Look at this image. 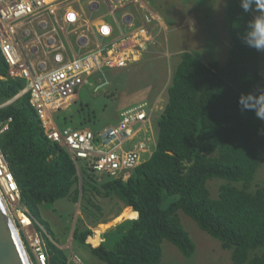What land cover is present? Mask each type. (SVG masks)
<instances>
[{"label":"trees","instance_id":"trees-1","mask_svg":"<svg viewBox=\"0 0 264 264\" xmlns=\"http://www.w3.org/2000/svg\"><path fill=\"white\" fill-rule=\"evenodd\" d=\"M253 13L240 0H227L225 31L230 48L225 62L205 61L198 51H183L168 87V102L157 120V143L148 159L127 179L102 182L84 170L83 179L71 155L44 133L40 119L22 93L26 81L9 75L0 49V146L18 184L22 203L50 237L44 236L50 264H69L40 207L67 198L82 204L92 223L111 217L96 197H116L131 207L125 219L91 245L92 228L76 226L73 238L88 246L101 264H160L164 240L185 257L196 245L179 211L221 241L233 264H264V122L241 112L238 98L264 83V52L248 48L242 38ZM88 109V110H87ZM89 111L81 102L78 112ZM61 111L58 124L69 125ZM88 115V116H89ZM222 179L217 196L209 180ZM111 218V219H110Z\"/></svg>","mask_w":264,"mask_h":264},{"label":"built area","instance_id":"built-area-1","mask_svg":"<svg viewBox=\"0 0 264 264\" xmlns=\"http://www.w3.org/2000/svg\"><path fill=\"white\" fill-rule=\"evenodd\" d=\"M83 1L0 0V49L8 64L9 75L26 81L22 93L29 94L30 104L47 138L63 147L78 169L81 166L88 168L95 179L127 180L145 160L144 154L150 148L147 128L151 115L147 104L127 108L121 112L117 123L96 131L61 126L57 115L78 99L85 85H89L93 93H99L107 83L102 79L105 70L140 61L153 42V36L146 25L136 24L134 16L122 26H113L105 19H99L91 34L79 31L86 21ZM103 2L111 15L113 6L141 0ZM86 5L92 13L100 9L99 0H87ZM37 27L43 34L26 41ZM72 33L78 34L79 40L85 39L83 47L91 46L87 52L75 53L68 39ZM64 35L68 45L62 38ZM38 43H42V49ZM8 127V122L0 123V133ZM0 195L18 226L32 263L50 264L44 238L50 236L22 203L18 184L1 146ZM92 231L87 241L98 246L104 240L102 232ZM75 261L79 263L80 259Z\"/></svg>","mask_w":264,"mask_h":264},{"label":"rangeland","instance_id":"rangeland-1","mask_svg":"<svg viewBox=\"0 0 264 264\" xmlns=\"http://www.w3.org/2000/svg\"><path fill=\"white\" fill-rule=\"evenodd\" d=\"M86 1H83L86 21L79 27V31L85 30L91 34L90 31L99 19H105L113 26L114 24L122 26L123 16L129 12L134 16L137 25L142 23L148 27L153 42L149 44L140 61L126 67L105 70L102 79L107 83L99 93H93L90 86L85 85L78 99L59 115L60 119L61 116L66 115L69 126L96 131L117 123L121 112L127 108L145 103L151 115L147 128L150 148L144 154V157L148 158L157 143V120L168 102V87L173 72L180 62V54L183 51H198L205 61L216 59L223 63L227 59L230 38L224 26L225 0H141L137 4H128L125 7L118 4L119 9L111 15L103 0H99L101 6L95 13L89 11ZM116 30L120 33L117 28ZM41 34L43 31L37 27L36 32L26 41ZM72 35H68L69 40ZM62 38L68 45L66 36ZM71 39L74 40V37L72 36ZM38 45L42 49V43ZM81 102H88L89 111H95V115L90 116L87 113L88 109L78 112ZM80 164L83 165V162L81 161ZM262 174L264 177V170L260 169L259 176ZM79 176L83 179L84 171H81ZM92 177L95 179L94 176ZM106 179L108 178L96 180L102 182ZM222 181L224 180L218 178L209 180L208 186L214 197L218 195ZM95 200L105 207V214L109 217L123 206V202L116 197L98 196ZM81 208L80 202L75 203L64 198L54 204L42 205L40 211L42 218L50 225L56 243L66 251L69 264H101V261L92 255L88 246L74 240L73 231L76 226L94 228L99 224H108L107 227L103 225L102 228L109 231L123 220L134 218L135 212L128 208L123 212V218H120V214L113 219L110 218L111 220L106 223L94 225L92 219L86 217ZM179 216L194 241L196 250L191 257H185L172 242L164 240L160 264H233L231 251L224 249L220 240L202 230L184 212L179 211ZM77 258L80 259L79 263L75 261Z\"/></svg>","mask_w":264,"mask_h":264},{"label":"clouds","instance_id":"clouds-1","mask_svg":"<svg viewBox=\"0 0 264 264\" xmlns=\"http://www.w3.org/2000/svg\"><path fill=\"white\" fill-rule=\"evenodd\" d=\"M240 7L243 12L254 14L247 24L242 42L248 48L264 52V0H240ZM238 104L241 112H254L256 118L264 122V83L257 84L246 94L241 93Z\"/></svg>","mask_w":264,"mask_h":264},{"label":"water","instance_id":"water-1","mask_svg":"<svg viewBox=\"0 0 264 264\" xmlns=\"http://www.w3.org/2000/svg\"><path fill=\"white\" fill-rule=\"evenodd\" d=\"M130 18L128 16V20ZM0 264H33L28 249L18 230V226L1 195Z\"/></svg>","mask_w":264,"mask_h":264},{"label":"crops","instance_id":"crops-1","mask_svg":"<svg viewBox=\"0 0 264 264\" xmlns=\"http://www.w3.org/2000/svg\"><path fill=\"white\" fill-rule=\"evenodd\" d=\"M85 10V9H84ZM85 13H86V11H85ZM131 19H132V17H131ZM131 19H127V21H130ZM73 35V37H74V40H72L71 39V37H70V41H71V44H72V47L74 48V51H75V53L76 52H80L79 54H83V53H85V52H87L88 50H89V48L91 47V46H88V47H83L82 46V44H84L85 42H84V40L83 39H81V40H79V35L78 34H76V33H72ZM84 42V43H83ZM72 54V52L70 51V55ZM77 54V53H76ZM131 209L132 211H134L131 207H126V206H122V213H121V215H120V218H123V212L125 211V210H127V209ZM125 217H127V216H124V218ZM119 218V217H118ZM131 219V218H130ZM103 225H105V224H99L97 227H94V228H92V230H95V229H97L98 231H101L102 232V235H104L106 232H107V230H105L104 228H102V227H104ZM108 226V224L107 225H105V227H107ZM107 229V228H106ZM61 247V246H60ZM63 248V247H62Z\"/></svg>","mask_w":264,"mask_h":264},{"label":"bare ground","instance_id":"bare-ground-1","mask_svg":"<svg viewBox=\"0 0 264 264\" xmlns=\"http://www.w3.org/2000/svg\"><path fill=\"white\" fill-rule=\"evenodd\" d=\"M138 3H139V2H138ZM128 4H137V3H130V2L127 3V2H126V3H122V4L119 5V6L125 7V6L128 5ZM100 6H101V3H100ZM113 9H114V10H113V12H114V11L118 10L119 7L115 5V6H113ZM109 10H110V9H109ZM109 12H110V11H109ZM109 14H110V13H109ZM125 15L127 16V18H126V19L123 18V22L126 21V20L128 19V16L133 17V15H132L131 13H129V12H127ZM125 15H124V16H125ZM130 19H131V18H130ZM114 25H116V24H114ZM83 39H84V38H83ZM149 157H150V156H149ZM149 157H148V158H149ZM148 158H145V160L148 159ZM145 160H144V161H145ZM84 170L87 172V174H89V175L91 174L90 171H89V169L86 168V167H84V166H81V167L78 169V174H80V172H81V171L83 172ZM132 214H134V212H133ZM41 226H42V225H41Z\"/></svg>","mask_w":264,"mask_h":264}]
</instances>
